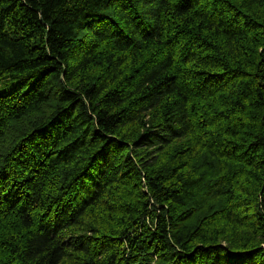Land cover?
I'll return each instance as SVG.
<instances>
[{
	"label": "trees",
	"instance_id": "trees-1",
	"mask_svg": "<svg viewBox=\"0 0 264 264\" xmlns=\"http://www.w3.org/2000/svg\"><path fill=\"white\" fill-rule=\"evenodd\" d=\"M0 264H264V0H0Z\"/></svg>",
	"mask_w": 264,
	"mask_h": 264
}]
</instances>
